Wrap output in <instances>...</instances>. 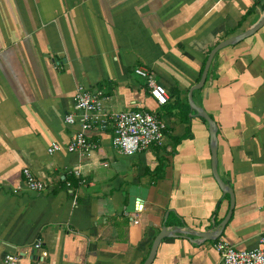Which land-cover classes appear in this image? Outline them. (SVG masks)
<instances>
[{
  "label": "crops",
  "instance_id": "crops-1",
  "mask_svg": "<svg viewBox=\"0 0 264 264\" xmlns=\"http://www.w3.org/2000/svg\"><path fill=\"white\" fill-rule=\"evenodd\" d=\"M263 16L264 0H0V258L144 264L163 229L171 236L152 264H223L220 239L258 248L264 26L218 51L204 86L192 93L217 124L226 192L213 174L209 125L189 94L210 52ZM137 68L168 88V110ZM79 85L103 92L107 113L147 111L163 120V143L126 155L106 120L87 133L97 146L91 153L50 155L52 143L66 148L80 130ZM26 168L43 191L27 189Z\"/></svg>",
  "mask_w": 264,
  "mask_h": 264
},
{
  "label": "built area",
  "instance_id": "built-area-1",
  "mask_svg": "<svg viewBox=\"0 0 264 264\" xmlns=\"http://www.w3.org/2000/svg\"><path fill=\"white\" fill-rule=\"evenodd\" d=\"M136 74L147 81L151 96L159 106L167 105L169 95L167 90L155 83L152 74L144 68H137ZM108 98L101 91H91L85 86L79 85L76 89L74 102L75 109L80 112V130L68 144L66 148L54 142L48 149V153L53 155L62 149L69 153L88 154L96 149V144L92 143L87 133L95 125L110 120L114 124V145L122 150L126 155H134L148 150L153 145H161L165 139L167 124L147 111H127V112H105L103 102ZM68 124L75 123V115L66 116ZM25 184L30 192H41L45 189L43 182L37 180L31 171L23 170ZM15 194L18 190L13 191ZM76 199V197H75ZM140 212V209H137ZM138 223V221H137ZM42 244L37 242L35 249H41ZM215 249L221 256L223 264H264V235L259 240V247L250 250H239L226 240L220 239ZM42 259L47 257V252H42ZM0 264H21L19 255L7 254L0 258Z\"/></svg>",
  "mask_w": 264,
  "mask_h": 264
},
{
  "label": "water",
  "instance_id": "water-1",
  "mask_svg": "<svg viewBox=\"0 0 264 264\" xmlns=\"http://www.w3.org/2000/svg\"><path fill=\"white\" fill-rule=\"evenodd\" d=\"M263 26H264V16L262 17L260 22L258 24H256L253 28H251L250 30H248V31L236 36V37L228 39V40L220 43L219 45H217L210 52V54L208 56V59L205 63L204 71H203L201 79H200V82L196 86L191 88L190 94H189V102H190L192 109L195 110L200 117L205 119L209 125V132H210V136H211V148H212V155H213V174H214L217 182L219 183V185L221 186V188L224 192H226V186L224 185L221 178L219 177V173H218V169H217V143H218V141H217V124L204 109L198 108L197 106H195V104L193 102V98H192V93H193V91L201 89L204 86V84L207 80L209 68H210L211 63H212V61H213V59H214V57L218 51H220L221 49H223L227 46L238 43L241 40L254 35ZM227 192H228V194H230L232 196V192L230 190ZM170 236H171V234L169 232H167L166 229H163L162 233L156 238V240L153 244V247L151 249V252H150L147 260L144 262V264H152L153 263L162 239L165 237H170ZM199 238H203V237L200 236Z\"/></svg>",
  "mask_w": 264,
  "mask_h": 264
},
{
  "label": "trees",
  "instance_id": "trees-1",
  "mask_svg": "<svg viewBox=\"0 0 264 264\" xmlns=\"http://www.w3.org/2000/svg\"><path fill=\"white\" fill-rule=\"evenodd\" d=\"M245 18H246V17H244L243 20H244ZM243 20H242V21H243ZM206 60H207V57H206V59H205V62H206ZM205 62H204V64H203V69H204ZM203 69L201 70V73H200L199 79H200V77H201V74H202ZM185 104H186V106H187L188 108H190V106L188 105L187 101H185ZM164 108L168 110L169 105H168V104H167V105H164ZM201 119H202L206 124H208V123L206 122L205 119H203L202 117H201ZM165 135H166V131H165Z\"/></svg>",
  "mask_w": 264,
  "mask_h": 264
},
{
  "label": "rangeland",
  "instance_id": "rangeland-1",
  "mask_svg": "<svg viewBox=\"0 0 264 264\" xmlns=\"http://www.w3.org/2000/svg\"><path fill=\"white\" fill-rule=\"evenodd\" d=\"M165 88L168 90V88L165 86Z\"/></svg>",
  "mask_w": 264,
  "mask_h": 264
}]
</instances>
